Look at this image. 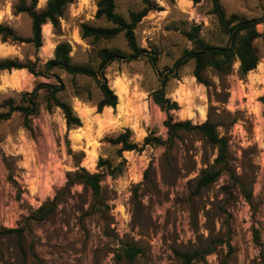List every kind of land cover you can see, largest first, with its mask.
<instances>
[{
  "label": "rangeland",
  "instance_id": "rangeland-1",
  "mask_svg": "<svg viewBox=\"0 0 264 264\" xmlns=\"http://www.w3.org/2000/svg\"><path fill=\"white\" fill-rule=\"evenodd\" d=\"M47 1L38 0L37 9ZM98 1L69 5L59 31L51 23L44 25L40 48L2 42L0 37V60L33 62L40 72L57 44L68 42L75 63L94 62L92 45L80 28L82 23L111 25L96 18ZM181 1L154 0L158 9L135 30L138 45L147 53L107 68L115 93L119 83L125 86L124 114L117 106L98 111L101 93L92 79L78 78L89 86L92 100L75 97L70 76L56 70L67 84L60 96L81 120L82 111H88V122L69 129L60 109H47L44 91L38 113L27 123L18 111L0 121V264H182L178 251L209 249L205 259L192 264H264V0H221L228 16L262 20L250 46L239 41L230 67L209 68L202 83L191 60L178 70V77L168 76L167 97L180 107L170 115L194 125L215 122L228 142L224 164L215 165L218 150L193 132L181 133L172 147L123 152L122 174H105L99 197L75 176L81 167L91 173L105 170L97 166L100 158L114 166L123 162L110 140L127 128L140 145L148 135L167 140L169 115L154 102L152 92L186 52L228 45L230 33L218 22L213 0ZM18 2L0 0V24L29 38L32 21L26 13H15ZM143 7L141 0H117V12L125 17ZM243 37L245 31L238 39ZM101 46L131 52L123 34ZM239 50H245L248 60L258 59L247 74L241 73ZM216 60L223 65L227 58L219 52ZM15 73L20 87L14 83ZM43 82L56 79L27 69L0 71V113L9 110L3 107L7 103L27 106L24 94ZM92 151L96 164L88 167L85 161ZM214 169L222 170L217 181L198 190L200 175ZM129 245L141 250L132 261L126 257Z\"/></svg>",
  "mask_w": 264,
  "mask_h": 264
},
{
  "label": "trees",
  "instance_id": "trees-1",
  "mask_svg": "<svg viewBox=\"0 0 264 264\" xmlns=\"http://www.w3.org/2000/svg\"><path fill=\"white\" fill-rule=\"evenodd\" d=\"M75 1L76 0H48L45 7L38 10V0H30L29 4L27 3V0H19L18 4L14 7L15 13H26L29 15L32 21V36L29 38L18 36L10 26L0 24V37L2 42L31 43L35 47L40 48L43 45L42 27L51 23L53 27L59 31L61 28V18L64 16L67 7ZM199 1L200 0H196V2ZM141 2L144 7L139 11H129L127 17L117 12V0H99L97 2L96 18L98 20H104L111 25L96 26L89 23H82L80 28L82 38L89 40L92 45V58L94 62H92V59H89L86 64L75 63L71 55L72 47L68 42H60L57 44L53 58L44 64V69L40 72L37 71L36 64L33 62L21 63L18 60H0V71L27 69L35 76H45L49 79H56L55 83H40L31 93L24 94V100L28 103L27 106L5 104L3 107L7 105L9 110L5 113H0V121L8 120L15 111H18L23 114L25 122L27 123L32 115L38 113V98L40 92L44 91L46 96V107L48 110H53V108L60 109L69 129L81 127L82 120L76 114L72 104L60 96V93L67 89V84L62 77L57 74L56 70H62L70 76L75 97L87 101L92 100L93 94L89 86L85 84L81 85L78 82V78H89L95 82L101 93V99L97 103L98 111L101 112L105 107L116 108L118 105V96L109 85L106 70L114 62H131L141 58L147 53V50L138 45L135 30L143 18L147 16L151 10H157L158 6L154 0H141ZM213 5L214 14L217 16L218 22L230 33L228 45L224 48L216 47L212 49L208 46H204L202 49L186 52L175 62L173 70H170V74H166L161 78L160 87L152 92L151 95L154 102L169 115L168 120L165 122L168 134L167 140H163L161 137L148 135L140 145L133 140V133L127 128L117 137L110 140L114 146L118 147L117 153L118 156L122 158L123 162L114 166L111 161L100 158L97 166L100 169H105L102 170V172L91 173L83 167L75 172L78 181L89 187L95 197H99L101 194V182L105 174L112 177L122 174V167L126 162L123 158V152L142 151L147 146L169 145V147H172L176 139L180 138L181 133L195 132L199 134L204 140L218 150L215 165H222L226 162L228 142L226 138L219 135L218 125L210 119L196 125L190 120L174 121L170 112L177 111L180 107L177 102L172 101L167 97L166 92L169 77H178V70L191 60H195L196 62L194 68L195 77L199 82L206 83L203 80V74L206 70L209 68H215L218 71H221L223 66L230 67L234 53L237 51L239 41L242 45L247 44L250 46V40L257 36L254 28L257 24L261 23L262 20L258 18L248 19L236 14L228 16L221 4V0H213ZM243 31L247 33V38L243 37L242 39H238L239 34ZM120 34L124 35L127 46L131 51L130 53L125 52L118 47L101 46V44L112 42ZM239 51L242 58L241 73L247 74L250 70L256 68L258 59L256 56H251L248 60V58H244L245 55L243 52H245V50ZM219 52H222L227 58V61L224 62L223 65L216 60V55ZM151 59L155 66L156 58L151 57ZM221 173V169L204 171L198 178L197 189L199 190L216 182ZM42 217L43 215L40 216V219ZM12 231L18 230H7V232ZM140 252L141 250L135 245H129L126 249V257L132 261ZM211 252L212 249L206 251H178L177 255L181 258L182 264H192L194 261L205 259V256Z\"/></svg>",
  "mask_w": 264,
  "mask_h": 264
},
{
  "label": "bare ground",
  "instance_id": "bare-ground-1",
  "mask_svg": "<svg viewBox=\"0 0 264 264\" xmlns=\"http://www.w3.org/2000/svg\"><path fill=\"white\" fill-rule=\"evenodd\" d=\"M184 0L181 1V4H184ZM15 80L14 83L16 84V86L20 87L22 86V81L20 80L18 74L15 73ZM24 83V82H23ZM124 92H125V86L122 83H119V93H116L118 96V105H117V110L119 112L120 115L125 113L124 110ZM88 116L89 113L86 110L82 111V120L85 122H88ZM86 166L88 167H93L96 164V155H95V151L91 152V156L85 161Z\"/></svg>",
  "mask_w": 264,
  "mask_h": 264
},
{
  "label": "crops",
  "instance_id": "crops-1",
  "mask_svg": "<svg viewBox=\"0 0 264 264\" xmlns=\"http://www.w3.org/2000/svg\"><path fill=\"white\" fill-rule=\"evenodd\" d=\"M17 73V72H16Z\"/></svg>",
  "mask_w": 264,
  "mask_h": 264
}]
</instances>
